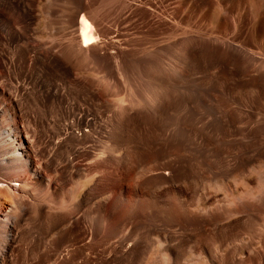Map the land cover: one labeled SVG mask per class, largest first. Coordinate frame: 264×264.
Here are the masks:
<instances>
[{
	"label": "bare ground",
	"instance_id": "obj_1",
	"mask_svg": "<svg viewBox=\"0 0 264 264\" xmlns=\"http://www.w3.org/2000/svg\"><path fill=\"white\" fill-rule=\"evenodd\" d=\"M82 1H72L73 6L68 10L70 15H61L60 25L50 29L51 35L55 34L57 38H51L45 42L47 44H39L33 28L36 0H0V264H142L149 254H152L149 260L152 264H264V214L249 203L243 205L241 212L225 205L218 211L211 206H201L195 213H185L186 217L196 214L198 225L194 230L181 228L176 245L161 247L160 240L151 237L157 232V226L150 229L145 225L146 214L139 216L132 230L126 229V224L124 227L118 225L116 211L125 199L129 181L138 175H148L144 165L137 167L135 172H129L127 152L120 148L123 137L121 113L127 120L133 118V111L135 115L154 112L156 116V113L163 112V104L153 97L152 100L142 98V103L128 101L122 106L117 101L110 106L112 104L100 100L98 92L103 90L99 86L101 79L76 74L87 63L94 64L103 55L101 47L97 49L101 46L97 45L98 36L101 34L99 37H102L104 30L103 24L100 26L99 23L101 19L97 18L100 9L99 13L95 11L93 0ZM111 4L108 22L113 19L121 25L133 20V26L139 24L136 26L139 29L134 27L137 31L134 28L133 31H144L152 36L155 29L168 27L165 19L159 16L161 14L155 11L157 14H152L149 6H131L127 0H115ZM51 7L48 13L52 12ZM106 32L110 31L105 27L103 33ZM120 35L123 37L122 32ZM204 38L200 37L202 45L210 46L216 57H219L217 53L227 55L244 74L253 76L251 85L263 86L264 54L255 55V51L252 54L244 50L234 43L233 38ZM129 40L128 46L132 44ZM115 41L118 42L117 38ZM149 41V45L146 43L148 50L155 45L162 47V41ZM134 43L132 46L137 47ZM121 45L118 46L123 49V43ZM115 47V50L119 48ZM133 47H126L128 52L124 50L128 58L123 57V50V53L117 51V56L113 52V56L105 57L117 59L120 63L127 62L131 59ZM181 55L185 56L184 64L188 65L187 56ZM87 68V71L91 70L89 65ZM44 72L49 73L51 81L44 82L47 79L41 77ZM178 72L175 76L179 75ZM125 73L127 70L123 72L124 76ZM166 74L169 75L167 71ZM164 77L158 79L165 80ZM129 80L128 85L132 81ZM177 82L175 80L174 83ZM143 83L145 87L147 83ZM177 84L182 86V83ZM109 87L103 94L114 96L117 89ZM154 88L156 91L157 87ZM162 88L159 87L160 91ZM227 113L210 116V119L207 117V121L201 117L194 118L195 133L187 135L186 143L196 149L199 179L215 178L219 172L245 170L252 160L264 157V143H258L254 138L248 143L244 140L232 143L238 145L234 147L229 146L233 140L224 138V149L214 145L222 142L223 137L253 134L250 127L236 131L233 122L242 118H237L238 115L230 117L231 111L229 115ZM257 129H263V126ZM223 153L229 159H221ZM260 180L264 187V177L261 176ZM250 198L252 200L256 196L251 195ZM186 217L183 219L188 224ZM105 226L108 227L106 234ZM156 245L160 246L158 250ZM186 254L189 256L187 259Z\"/></svg>",
	"mask_w": 264,
	"mask_h": 264
},
{
	"label": "rangeland",
	"instance_id": "obj_2",
	"mask_svg": "<svg viewBox=\"0 0 264 264\" xmlns=\"http://www.w3.org/2000/svg\"><path fill=\"white\" fill-rule=\"evenodd\" d=\"M72 1L74 0H54V2L53 0H36L37 14L33 26L37 33H35L36 42L43 44L51 41V38L55 39L53 37L57 38L55 34V36L51 35L50 29L54 26L56 27V24L57 26L60 25L61 15L63 17L70 15L68 10L73 6ZM88 1L86 0V3ZM93 1L95 11L97 12L100 9V13L97 12L99 13L97 18L101 19L99 21L101 23L100 26L104 25L101 26L104 28L103 32L105 27L106 31H110L109 33L106 32L109 37L108 34L106 36L105 33L100 31L102 32V37H99L101 34L98 36L97 45L101 44V46H97V49L101 47L100 51L103 55L94 64L87 63L81 69L82 71L79 70V73L76 72V74L79 77L83 75V77L86 76L85 78L96 77L101 79L100 81L103 84L99 82V86L103 90H100V87L98 88L100 90L98 92L101 97L100 100L104 103L107 102L109 105L112 104L110 106H114L117 101H120L123 106L128 101L142 103L143 99L152 100L154 98L159 102L162 101L161 103L163 104V112L156 113V116H154V112H146L145 114L148 113L147 115H135V111H133L131 114L133 118L127 120L121 113L124 119L122 118L123 137L120 148L127 152L126 163L129 166L128 169L130 168L129 172H135L137 167L144 165V168L148 169V175H138L136 179L129 181L125 199L116 211L118 225L124 227V224H126V229L132 230L139 216L146 214L145 225L150 229L154 225L157 226L155 227L157 232L151 237L160 240L162 247L165 245H176L179 242L178 233L181 228L187 227L190 230L196 228V225H198L196 214L186 217L185 213H195L197 208L201 206H211L218 211L223 206L228 205L229 209L241 212L243 205L249 203L260 213L264 214V187L260 180L261 176L264 177V157L257 158L255 156L254 158L257 159L252 160L245 170H233L227 173L219 172L215 178L199 179L197 178L196 149H194L192 144L186 143L188 141L187 135L195 133L194 118L201 117L207 121V117L210 119L214 115H225L227 110L231 111L230 117L236 118L238 115L239 117L237 118H242V120L233 122V127L236 131L241 132L243 128L250 127L253 134L250 136L236 134L231 137H223L222 142H215L214 145L217 148H226L224 138L227 141L233 140L230 142L231 144L229 143L230 147L238 146L232 143L239 140H244V143H248L252 138L258 143H264V84L263 86L251 85L252 75L244 74L242 68L235 66L227 55L216 52L219 56L216 57L215 53L210 49L211 47L202 45L203 42L200 39V37H205V40L209 38H233L234 43L240 45L244 50L251 51L250 53L252 54H255V51V55L257 53L264 54V0H129L131 6H149L150 9H153V11L148 9L152 14L157 12L158 15L161 14L159 16L165 19L168 27L155 29L153 36L149 33L146 34L144 31L135 32L139 29L136 27L139 24L133 26V20L122 23L124 26L115 23L113 19L108 22L111 19L110 16L108 17L109 7L113 5L111 2L114 3L115 0ZM131 1L136 4L134 2L131 4ZM129 2L127 0V3ZM149 3H151L152 8ZM50 6L53 7H51L53 14L52 12H47ZM101 9L104 11H102L103 14ZM61 10H63V13H61ZM135 23L138 22L136 21ZM119 26L125 28L121 29L122 27L120 28ZM101 27L99 28L100 30ZM133 28L135 31H133ZM116 32L118 35H116ZM120 32L123 33V37L122 35L120 36L123 41H126L125 43L122 42L119 36ZM132 32L141 34V38L139 35L133 34L135 36L134 39ZM48 35L49 37H47ZM124 35L127 36L125 37ZM149 35L151 39L162 41V47L155 45L148 50L146 47H148V41H151ZM115 37L117 38V43ZM131 37L132 42H130ZM142 37L145 39L143 40ZM136 38L137 41H139L138 39L142 40L138 42L142 44L138 45ZM100 39L102 43H99ZM127 40H129V44L132 43L130 44L131 47L135 45L133 42L137 44V47L132 48L133 50L130 48L131 59L134 62L130 63L128 60L130 61L131 59H128L127 62L120 63L117 59L105 57L106 55L113 56V52L117 56L118 52L122 50L128 52L127 49L129 48L126 47L130 46H128ZM122 43L123 49L120 48ZM126 43L127 45H125ZM246 46H249L250 49H245ZM105 47L107 50H105ZM114 47H119L120 49L115 50ZM138 51L140 54H138ZM126 54L124 51L123 57H127ZM181 54L183 56L186 55L187 59H189V61H186L189 67L184 64L185 59L183 60V58L185 56L182 57ZM134 55L136 56L134 57ZM126 63L128 66H126ZM88 65L91 70L87 71ZM172 68L176 70H172ZM124 69L125 71H123ZM83 70L84 73H82ZM126 70L129 73H125V76L135 81H133L134 83L132 81V83L129 82V85L127 83L129 79L126 80L127 78L123 74ZM170 70L174 73L173 75ZM166 71L171 77L166 74ZM174 71H179L178 74L181 79L178 74V76H175ZM44 74L41 76L44 79L47 78L46 80L42 78L44 82L52 80L48 72H44ZM122 74L124 77H122ZM130 74L132 78H130ZM163 77L166 81L161 80ZM172 77L175 79L173 80ZM182 78H184V83L190 84L189 87L193 86L188 87V89L187 84H183ZM175 80L176 82L179 81L177 82L179 84L182 83V86L174 83ZM144 81L147 83L145 84L146 88L144 87ZM155 81L159 83L156 84ZM111 82L114 83L112 84ZM166 82L168 84L164 85L163 83L166 84ZM108 84L111 87L106 86ZM154 84L156 86H153ZM159 84L163 85L159 86ZM170 84L173 87L169 86ZM176 84L177 86L175 87ZM112 86L118 90L114 89V96L108 97L105 92L104 95L103 91L108 92V87L112 88ZM166 86L170 88L168 89ZM154 87H157V93H153L156 92ZM159 87H163L162 91H160ZM139 88L141 90L144 88L145 92ZM183 90L186 91V94ZM189 90L190 92H188ZM152 93L154 96H152ZM144 95L147 96L144 97ZM156 95H159V97H155ZM236 111H239V113L236 114ZM229 112L227 113L228 115ZM104 114L107 115L108 112ZM150 114L152 116H149ZM260 125L263 126V129H257ZM226 155L223 153L220 158L229 159ZM251 195L256 196V198L251 200ZM183 216L189 219L188 224H185ZM159 221H165V223H159ZM191 225L192 227H190ZM104 231L106 234L108 231L107 226H105ZM155 247L156 250H158V247L160 248L159 245ZM151 256L152 254H149L142 264H152L149 262ZM185 257L186 259L189 258L187 254Z\"/></svg>",
	"mask_w": 264,
	"mask_h": 264
}]
</instances>
